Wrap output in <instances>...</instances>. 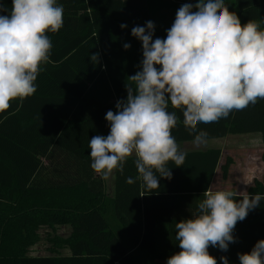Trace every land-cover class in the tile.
<instances>
[{
  "label": "trees",
  "instance_id": "trees-1",
  "mask_svg": "<svg viewBox=\"0 0 264 264\" xmlns=\"http://www.w3.org/2000/svg\"><path fill=\"white\" fill-rule=\"evenodd\" d=\"M169 2L57 0L64 23L47 33L52 49L35 81L37 91L0 112V264H166L180 251L175 223L191 218L202 194L216 190V175L225 179L239 152L217 146L186 150L183 165L170 161L172 178L158 177L155 191L141 186L131 157L123 174L114 171L108 191L90 166L88 146L93 136L109 134L106 113L127 98V77L141 70L142 43L131 29L151 21L152 10L166 12L197 0ZM0 3L11 9L12 0ZM229 3L241 23L264 19V0ZM171 26L155 27L153 38H165ZM125 43L131 45L127 50ZM93 53L97 62L90 60ZM169 110L178 117L172 129L176 141H193L182 111ZM197 129L207 132V139L260 133L264 162V99ZM128 177L135 183H126ZM247 192L264 194V173ZM233 235L236 242L228 251L209 247L217 264L222 256L239 264L238 253L250 252L264 239V200L237 223ZM42 239L50 243V253L32 255L30 248Z\"/></svg>",
  "mask_w": 264,
  "mask_h": 264
},
{
  "label": "clouds",
  "instance_id": "clouds-1",
  "mask_svg": "<svg viewBox=\"0 0 264 264\" xmlns=\"http://www.w3.org/2000/svg\"><path fill=\"white\" fill-rule=\"evenodd\" d=\"M6 11L0 14V112L13 100L35 94L52 49L47 33L58 32L64 23L57 0H12L10 10L0 3V13ZM262 25L264 19L242 24L224 0H197L181 5L165 38H153L152 21L134 26L131 35L142 43L141 70L127 77V98L116 102L115 112L107 111L109 134L89 140L92 170L107 180L114 171L123 174L127 160L135 157L137 178L146 190L159 189L158 177L170 180L168 163L181 167L186 158L172 135L178 117L170 107L182 111L184 127L200 145L207 132L198 131V124L218 122L264 99ZM90 60L97 62L98 53ZM126 183L135 181L128 177ZM202 196L191 218L175 223L180 251L166 264H217L209 247L228 251L236 242L237 223L264 200V194L228 188H208ZM238 259L239 264H264V239L250 252L238 253ZM220 260L229 264L227 257Z\"/></svg>",
  "mask_w": 264,
  "mask_h": 264
},
{
  "label": "crops",
  "instance_id": "crops-1",
  "mask_svg": "<svg viewBox=\"0 0 264 264\" xmlns=\"http://www.w3.org/2000/svg\"><path fill=\"white\" fill-rule=\"evenodd\" d=\"M226 139L229 142L224 149L228 153L239 152V156H234L233 164L229 169V173L225 179L221 178L219 175H216L215 181L213 183V187L215 189H236L238 191H247L248 187L252 184L254 178H260L264 173V162H262L260 158V152L262 150V140L260 133L254 132L250 136H246L243 139L248 140L246 143L236 144L237 140H241V138H237L235 135H227ZM236 137V138H235ZM224 138V137H222ZM236 140H235V139ZM253 139V141H251ZM216 145L217 147H220ZM208 147L215 146H205L203 145L200 149H206ZM192 148H185L183 150H189ZM105 180V179H104ZM109 184H105L108 187V191L112 188L113 174L108 179Z\"/></svg>",
  "mask_w": 264,
  "mask_h": 264
},
{
  "label": "rangeland",
  "instance_id": "rangeland-1",
  "mask_svg": "<svg viewBox=\"0 0 264 264\" xmlns=\"http://www.w3.org/2000/svg\"><path fill=\"white\" fill-rule=\"evenodd\" d=\"M173 1V0H171ZM179 3H183L180 1H177ZM225 5L229 7L230 11H234L233 10V6L229 3V0H224ZM168 5L170 4L169 0H167ZM172 5V4H171ZM181 7V4L178 5H172L171 8L169 10H166V12H161L160 11H153L154 15H151V21L154 22L155 27H166V26H171L175 20V15L177 10ZM165 8H168L167 6ZM154 17V18H153ZM245 24V23H242ZM262 28H264V25H262ZM237 138H241V140H237V142H235L236 144L239 143H246L248 140L243 139L246 136H250L252 135V133H241V134H234ZM235 137V138H236ZM228 137H224V138H218V139H207L206 143L200 144V145H195L193 143V141H186V142H177L180 145V149L181 151H185L183 149H187V148H192V149H200V147H202L203 145L205 146H216L219 145L218 143H220L221 148H225L226 145L229 142L228 139H226ZM234 138V139H235ZM236 140V139H235ZM251 141H253V139H251ZM254 142V141H253ZM191 150V149H189ZM106 183L109 184L108 179L106 180ZM41 233H43V230L41 231ZM50 245V243H48L47 240H41L39 241V243L33 247L30 248V253L32 255H46L49 254V250L46 249V247Z\"/></svg>",
  "mask_w": 264,
  "mask_h": 264
}]
</instances>
